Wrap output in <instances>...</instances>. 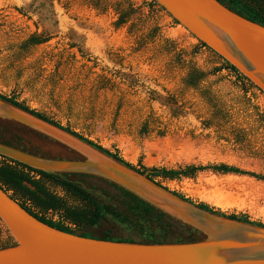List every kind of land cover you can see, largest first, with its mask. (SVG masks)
I'll use <instances>...</instances> for the list:
<instances>
[{
    "label": "rangeland",
    "instance_id": "1",
    "mask_svg": "<svg viewBox=\"0 0 264 264\" xmlns=\"http://www.w3.org/2000/svg\"><path fill=\"white\" fill-rule=\"evenodd\" d=\"M31 35L46 40L24 45ZM191 72L200 74L193 83ZM0 95L116 150L147 173L223 163L264 176V94L156 1L0 0ZM0 129L49 157L75 156L18 123L0 118ZM31 176L76 203L52 182ZM154 179L195 203L264 225L262 180L211 170ZM70 180L122 197L101 177ZM44 216L60 218L51 210ZM85 230L127 236L109 219ZM7 237L0 222V241Z\"/></svg>",
    "mask_w": 264,
    "mask_h": 264
},
{
    "label": "water",
    "instance_id": "2",
    "mask_svg": "<svg viewBox=\"0 0 264 264\" xmlns=\"http://www.w3.org/2000/svg\"><path fill=\"white\" fill-rule=\"evenodd\" d=\"M173 20L264 94V26L219 0H155ZM0 118L18 123L75 153L56 158L0 142V156L49 173L101 177L201 233L191 242H125L51 227L0 187V222L12 243L0 264H264V226L203 210L156 180L91 144L0 98Z\"/></svg>",
    "mask_w": 264,
    "mask_h": 264
},
{
    "label": "trees",
    "instance_id": "3",
    "mask_svg": "<svg viewBox=\"0 0 264 264\" xmlns=\"http://www.w3.org/2000/svg\"><path fill=\"white\" fill-rule=\"evenodd\" d=\"M155 1V0H152ZM221 4H225L230 10L244 16L248 20L261 24L264 26V0H219ZM124 20L121 18L118 23ZM46 38L31 35L24 42V45H34L45 41ZM202 44V43H201ZM205 46L204 44H202ZM226 67L236 72L241 78L238 71L225 62ZM200 75V74H199ZM199 75L196 72L189 74L190 82H195ZM250 83V82H249ZM0 98L8 101L9 103L28 111L29 113L48 121L65 131L77 136L85 142L91 144L98 150L106 155L114 158L115 160L133 168L137 172L143 174L145 168H136L125 162L117 153L104 149L103 147L95 144L82 137L81 135L73 132L67 127H63L58 123L49 120L42 114L35 112L17 102L13 97ZM0 142L17 147L27 152L47 156L41 153L38 147L31 145L22 137L13 134H7L0 129ZM2 162L0 163V187L10 193V197L16 200L22 208L29 214L40 220L41 222L59 229L64 232L72 234H80L85 237L104 238L115 241L125 242H145V243H165V242H191L199 240L202 235L197 230L188 227L167 214L159 211L155 207L146 203L137 196L130 192L118 187L117 185L108 182L109 185L116 188L121 193V198L110 197L107 193L103 192L95 186H90L85 183L70 180L72 175L81 177H90L89 174L80 173H49L41 170L32 169L26 165L0 156ZM211 170L221 174H238L247 175L257 180L264 181V176L253 172L242 170L238 167L220 164H205V165H189L181 169H159L152 170L147 173V176L155 180V176H163L169 179H176L182 176H192L197 172ZM31 173L39 175L41 178L52 182L54 185L60 187L67 196H70L76 203L69 204L63 196H59L45 188L42 179H35ZM173 192V191H172ZM183 200L194 204L195 206L231 219L240 220L264 226L260 222L251 221L246 216L220 213L217 210L209 207L208 205L195 203L184 196L173 192ZM56 211L59 213L60 218L53 221L46 218L44 215L47 211ZM109 219L112 223L119 225L126 233L127 236L121 237L112 235L110 232H103L100 235H92L86 231L87 227H97L103 220ZM12 243L10 237L0 241V248L9 246Z\"/></svg>",
    "mask_w": 264,
    "mask_h": 264
}]
</instances>
